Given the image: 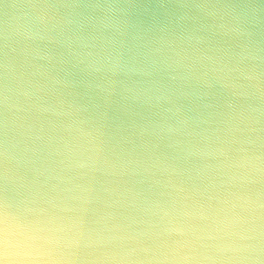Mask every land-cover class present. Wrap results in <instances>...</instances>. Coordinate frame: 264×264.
Instances as JSON below:
<instances>
[{
	"label": "clouds",
	"instance_id": "1",
	"mask_svg": "<svg viewBox=\"0 0 264 264\" xmlns=\"http://www.w3.org/2000/svg\"><path fill=\"white\" fill-rule=\"evenodd\" d=\"M0 264H264V0H0Z\"/></svg>",
	"mask_w": 264,
	"mask_h": 264
}]
</instances>
